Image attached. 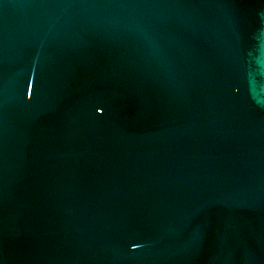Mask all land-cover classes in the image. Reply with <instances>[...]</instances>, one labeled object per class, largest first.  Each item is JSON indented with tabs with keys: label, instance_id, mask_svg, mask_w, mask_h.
Here are the masks:
<instances>
[{
	"label": "water",
	"instance_id": "95a60500",
	"mask_svg": "<svg viewBox=\"0 0 264 264\" xmlns=\"http://www.w3.org/2000/svg\"><path fill=\"white\" fill-rule=\"evenodd\" d=\"M0 264H264V0H0Z\"/></svg>",
	"mask_w": 264,
	"mask_h": 264
}]
</instances>
